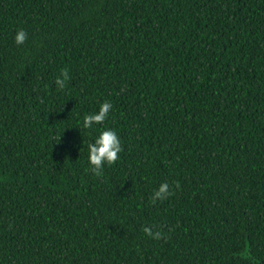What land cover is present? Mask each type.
<instances>
[{
    "label": "trees",
    "instance_id": "16d2710c",
    "mask_svg": "<svg viewBox=\"0 0 264 264\" xmlns=\"http://www.w3.org/2000/svg\"><path fill=\"white\" fill-rule=\"evenodd\" d=\"M0 264H264V0H0Z\"/></svg>",
    "mask_w": 264,
    "mask_h": 264
},
{
    "label": "clouds",
    "instance_id": "9594fccd",
    "mask_svg": "<svg viewBox=\"0 0 264 264\" xmlns=\"http://www.w3.org/2000/svg\"><path fill=\"white\" fill-rule=\"evenodd\" d=\"M27 39L28 35L24 30L17 31L15 35L16 45H23ZM69 79V72L67 69H64L56 78L55 84L58 89L62 90L66 87ZM111 110L112 104L105 101L102 105H100L98 112L84 116L83 127L85 129H92L96 125L103 124ZM121 152L122 146L117 132L115 130L105 128L99 132V135L94 139V142L88 145V161L92 166L93 171L99 173L105 163H115L119 158V153ZM169 195V184L167 182L161 183L158 189L153 193V202L157 200H165ZM145 232L152 235L156 239H159L161 235L159 232L152 233L147 228L145 229Z\"/></svg>",
    "mask_w": 264,
    "mask_h": 264
}]
</instances>
